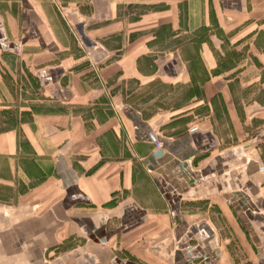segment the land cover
<instances>
[{
    "label": "crops",
    "instance_id": "1",
    "mask_svg": "<svg viewBox=\"0 0 264 264\" xmlns=\"http://www.w3.org/2000/svg\"><path fill=\"white\" fill-rule=\"evenodd\" d=\"M3 57L58 109L0 130V264H264V0H0Z\"/></svg>",
    "mask_w": 264,
    "mask_h": 264
},
{
    "label": "rangeland",
    "instance_id": "2",
    "mask_svg": "<svg viewBox=\"0 0 264 264\" xmlns=\"http://www.w3.org/2000/svg\"><path fill=\"white\" fill-rule=\"evenodd\" d=\"M156 86L155 88H140V96H151L154 91L153 94L162 93L161 98L168 97L166 95V87H163L162 84ZM178 94L179 92L176 93V95ZM164 101L155 102L153 100L147 102V104L141 101L140 107H146L147 111H154L160 106H168V99ZM26 105H30L34 111L39 109L56 111L58 109L55 106L56 104L46 102V92L37 85L35 79L28 72L21 69L20 63L15 60H9L8 57H3L0 61V130H5L12 126L22 129L23 121L31 120L32 118L31 112L26 113L23 110ZM25 179L20 172L17 174V190L28 188V185L21 184Z\"/></svg>",
    "mask_w": 264,
    "mask_h": 264
},
{
    "label": "built area",
    "instance_id": "3",
    "mask_svg": "<svg viewBox=\"0 0 264 264\" xmlns=\"http://www.w3.org/2000/svg\"><path fill=\"white\" fill-rule=\"evenodd\" d=\"M152 142L154 143L153 152L159 153L163 149V146H164L163 141L160 140L157 136L152 135Z\"/></svg>",
    "mask_w": 264,
    "mask_h": 264
}]
</instances>
